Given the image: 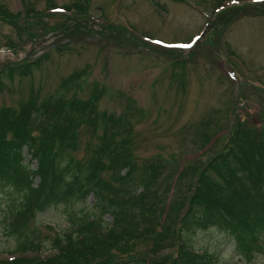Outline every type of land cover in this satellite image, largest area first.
Instances as JSON below:
<instances>
[{
	"label": "rangeland",
	"instance_id": "rangeland-1",
	"mask_svg": "<svg viewBox=\"0 0 264 264\" xmlns=\"http://www.w3.org/2000/svg\"><path fill=\"white\" fill-rule=\"evenodd\" d=\"M71 5L79 6V13L63 8ZM0 11L6 15L0 18V68L44 59L30 76L5 79L0 109L19 111L32 99L38 106L75 96L94 100L103 118L80 125L72 154L83 165L95 160L106 129L112 132L109 120L130 114L137 164H165L160 192L184 169L202 167L221 151L238 120L264 135V0H0ZM207 25L211 31L192 48ZM64 27L68 32L62 34ZM71 77L80 92L63 84ZM26 156L31 163L28 149ZM188 191L181 183L169 194L167 223L177 216V198ZM95 202L91 194L73 210L91 213ZM10 206L12 201L0 196V258L5 259L15 247L5 220ZM64 216L49 210L30 229H37L47 246L49 238L68 229ZM105 220L113 221L110 215ZM194 244L223 263L247 264L234 242L214 228L199 233ZM152 247L151 239L140 245L143 252ZM248 264H264V252Z\"/></svg>",
	"mask_w": 264,
	"mask_h": 264
},
{
	"label": "trees",
	"instance_id": "trees-1",
	"mask_svg": "<svg viewBox=\"0 0 264 264\" xmlns=\"http://www.w3.org/2000/svg\"><path fill=\"white\" fill-rule=\"evenodd\" d=\"M66 8L75 13L80 9ZM43 62L1 67L0 88L5 79L41 70ZM71 78L63 84H74L80 92L73 83L76 77ZM29 102L19 111L0 109V196L12 201L5 220L15 241L14 258L0 264H230L214 252L195 249L198 234L210 228L234 242L242 262L253 263L264 252V135L255 129L238 120L221 151L202 167L184 169L175 184L167 183L160 192L165 164H137L130 139L135 130L132 114L109 120L112 132L106 129L95 160L83 165L72 154L80 125L103 118L95 101L81 102L75 96L40 106ZM27 149L35 168L27 163ZM181 183L189 191L177 198V216L167 223L166 201ZM91 194L95 210L77 214L73 205ZM49 210L65 215L69 227L45 246L30 225ZM106 215L113 221H106ZM149 239L152 249L141 251ZM41 249L51 254L45 257Z\"/></svg>",
	"mask_w": 264,
	"mask_h": 264
},
{
	"label": "snow or ice",
	"instance_id": "snow-or-ice-1",
	"mask_svg": "<svg viewBox=\"0 0 264 264\" xmlns=\"http://www.w3.org/2000/svg\"><path fill=\"white\" fill-rule=\"evenodd\" d=\"M234 2H235V0H234Z\"/></svg>",
	"mask_w": 264,
	"mask_h": 264
}]
</instances>
